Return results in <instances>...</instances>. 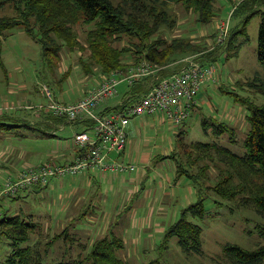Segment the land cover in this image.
I'll use <instances>...</instances> for the list:
<instances>
[{
	"label": "trees",
	"instance_id": "trees-1",
	"mask_svg": "<svg viewBox=\"0 0 264 264\" xmlns=\"http://www.w3.org/2000/svg\"><path fill=\"white\" fill-rule=\"evenodd\" d=\"M257 3L264 6L262 0H243L238 4L233 16L236 24L231 29L228 51L238 53L243 41L248 40L247 28L251 18L261 13L257 56L264 68V11L253 8ZM171 5H181L192 11L198 16V23L204 26H209L218 14L216 0H119V3L113 0H0V10L10 7L15 13L0 18V36L13 29H23L40 45L43 61L51 70L60 63L64 50L73 52L76 49L82 54L90 50L87 59L80 58L81 66L88 74L98 68L101 73L109 75L125 66L123 57L128 54L137 60L146 59L156 66H167L179 55L201 50L198 44L186 39L176 38L171 42L165 39L163 30L174 28L176 22L169 12ZM80 21L88 26L93 25L87 35V49L80 44L73 30ZM125 39L128 40L126 48L115 46ZM218 50L208 52L200 57L201 60L217 62L214 56ZM67 76L66 73L64 77ZM139 87L140 84L135 85L131 92H138ZM253 88L257 94L264 96V81L255 80ZM221 90L233 96L235 103L247 111L249 131L241 143L243 152L237 153L220 143L225 135L232 145L238 143L235 129L227 122L203 118V130L215 136L216 140L212 142L187 143L185 137L188 133L181 129L175 150L167 158L174 161L177 178L190 182L196 192V201L183 208L179 218L165 230L160 243L162 248H167L170 241L176 238L184 251L203 253V228L195 221H203L207 217V198L218 197L223 202L234 204L231 211L252 210L264 219V104H257L248 97L231 92L226 86ZM47 119L55 120L53 117ZM14 128L30 129L42 136H49L27 121L0 118V131ZM213 168L217 172L216 177L213 176ZM18 199L15 197L12 201ZM219 205L223 206V203L219 201ZM7 212L4 209L0 217V245L8 248L9 253L5 259H0V264H132L120 256L125 250V243L118 222L91 246L81 245L86 251V256L81 258L72 252L75 243L80 242V238L71 232L76 230V226L68 225L55 234L45 247L39 246L32 242L33 235L41 228L40 223L32 215ZM259 229L264 233V226ZM223 255L229 264H264V245L247 250L235 244H226ZM144 264H161V261Z\"/></svg>",
	"mask_w": 264,
	"mask_h": 264
},
{
	"label": "rangeland",
	"instance_id": "rangeland-1",
	"mask_svg": "<svg viewBox=\"0 0 264 264\" xmlns=\"http://www.w3.org/2000/svg\"><path fill=\"white\" fill-rule=\"evenodd\" d=\"M113 2L119 3V0H113ZM262 2L264 3V0H262ZM239 3L233 2L232 0H216V11L218 14L209 26L199 24L197 21L198 16L192 11L186 10L181 5H171L169 6V12L172 16L174 15L176 20L175 26L170 30L164 29L163 35L169 42L176 38L186 39L201 47L200 52L179 55L174 61L170 62L169 65H164L168 71L175 73L180 70L182 64H179V61L190 56H196V60L202 64H211L216 67L217 82L214 83L216 86H212V84L203 85L204 88H202L198 95L200 111L193 113L189 116V119L178 126L188 133L185 137V141L191 143L212 142L216 140L211 132L205 133L202 128V120L204 117L213 118L230 124V126L235 129L237 135V144L232 145L227 135L221 138L220 143L233 149V151L237 153H242L243 149L241 143L249 131L247 111L241 105L235 103V98L233 96L223 93L221 87L226 86L231 92L235 91L240 95L248 97L249 100L254 101L257 104H264V96L257 94L253 88L255 80L264 81V68L259 64L257 56L259 25L262 18L261 13L256 14L251 18L247 28L248 40L244 42L243 39H241L243 43L240 46L238 53L235 54V50L231 52L228 51L231 29L236 24V20L233 19V16ZM234 7L236 8L234 9ZM253 8L255 10L261 9L264 11V6L259 3L254 5ZM233 9L229 37L224 44L218 45L216 44L218 34L216 28L217 22L220 19L228 18ZM13 14L15 13L10 7L0 10V18L10 17ZM91 28H93V25L88 26L81 21L73 27V30L78 35L80 44L86 49V39L88 31ZM127 42L128 40L126 39L121 42L118 41L115 46L119 49L126 48L125 46H127ZM0 49L2 62V64L0 63V96H7L8 100L15 101V103L17 102L14 93H17L20 87H38L39 89L40 85L46 84L48 87H53V89L56 90L57 97L60 96V92L62 91L60 89L62 87L70 93L72 91L75 92V96L81 97L83 93L89 91V88L94 87L101 77V72L98 68H96L93 73L88 74L81 66L80 58L84 57V59H87L90 55V50L88 49L84 54H82L83 52L79 49H76L73 52L64 50L61 55L60 63L54 69H49L43 61L40 45L28 36L23 29H13L8 31L5 36H0ZM216 49H219L217 55L214 56L218 59L217 62L211 63L209 58L208 63L201 60L200 57H203L204 55L206 56L208 52ZM132 57L133 56L130 54L126 56L124 55L123 64L129 66ZM66 73L68 76L64 77ZM127 88L128 85L126 83L119 84L118 95L120 98L124 96V92ZM38 91L37 93L39 96H34L31 102H36L35 105L46 104V98L41 95L40 90ZM116 101L117 98H114L110 100L108 104L112 105ZM15 103V107H13V105L11 108L7 109L2 107L0 113L4 114L7 112L11 113L14 111H20L21 108L18 107L25 105ZM0 105H2L1 99ZM22 111L25 112L22 117L36 121L37 115L35 113L25 109H22ZM144 119L153 121L154 124L151 128L156 130V127L159 125L158 117L156 115L143 118L136 117L131 120H136V123L139 126ZM163 126L162 132L158 134L159 137L165 135L167 132L166 124ZM71 131L72 128L67 127L65 131H57L56 134L58 135V138L61 137L64 139L71 136ZM38 133L39 132L30 129L14 128L10 131H0V137H3L4 139H8L9 136L14 137L13 142L15 146H18L19 148L20 146L25 145V147H23L24 150L32 151L30 155L31 159L29 158V160L40 158L41 160H46V157L42 156V154L45 153V150L50 144H53L54 140L42 137L41 134ZM21 134L24 136L22 135L20 138H15ZM156 138L155 135L154 139ZM3 152L4 150L2 149V153ZM34 156L38 157L36 158ZM27 162L28 165L30 163L35 165L39 164L34 161V163ZM212 173L214 174V177L217 176V172L214 168ZM26 193L28 192H23L21 194L23 198L17 200L18 202L13 201L16 202L12 204L13 207L8 208L9 205H1V207H3V210L6 209L8 214L14 213L16 215L19 213V215L23 216L32 215V218L39 222L41 227L39 232L37 231V233L33 235L32 243L39 244V246L44 245L45 247V244L57 234V232H61L65 228H62L63 225L59 224L60 220L53 218L51 213L52 209L50 208L51 204H49L50 201H47L46 199L36 200L44 202L41 206L39 205V202L35 201L27 203L25 201V198H27ZM210 195L213 196L214 194ZM219 201L223 203V206L219 205ZM19 207H21V212H19ZM205 207L208 212L207 217L203 221H195L203 228L202 254L184 251L178 245V240L174 238L170 241L167 248L158 246L157 249L139 255L136 254V257L131 258L128 256L130 253L126 254L121 252L120 256L126 258L132 264H144L155 260L161 261V264H229L223 255L224 245L235 244L247 250H253L264 245V233L259 229V227L264 226V219H262V217L256 212L246 209L231 211L234 204L227 201L223 202L218 197H215V199L207 198ZM106 222L108 221L95 220V227L91 228L86 224L83 228L71 231L80 238V242L77 241L72 250L74 256L81 258L86 256V251L83 250L81 245L91 246L95 239L101 235V229H105L106 225L104 226V224H106ZM100 224L101 227L99 226ZM71 225L75 227L76 223L72 222ZM8 253V248L4 245H0V259H5Z\"/></svg>",
	"mask_w": 264,
	"mask_h": 264
},
{
	"label": "crops",
	"instance_id": "crops-1",
	"mask_svg": "<svg viewBox=\"0 0 264 264\" xmlns=\"http://www.w3.org/2000/svg\"><path fill=\"white\" fill-rule=\"evenodd\" d=\"M232 1L239 3L241 0ZM133 58L136 59L133 56L131 60ZM171 73L172 71L165 69L160 72V76H169ZM209 84L216 86L211 82L207 83V85ZM142 85L139 87L140 90L134 93L137 96L143 94L147 88L142 87ZM94 87L89 88V91ZM50 88L56 99L63 103H75L87 93L85 91L86 93H83L81 97H77L75 92L70 93L64 87H58L62 91L60 96L57 97L56 90L53 87ZM38 90V87H20L18 92L14 93L17 103L8 100L7 96H0L2 103L0 110L2 107L6 109L11 108L12 105L15 107L14 103L35 104L36 102L31 101L34 96H39ZM132 90V87H128L122 98L119 95L116 96L117 101L114 104H104L99 111L109 112L118 109ZM198 95L190 110V116L200 111ZM23 113L25 112L21 109L11 113H0V117L27 121L30 124L37 125L40 131L49 134L46 138L54 141L42 154L46 157V160H41V158L29 160L32 151L24 150L25 145L19 148L13 142L14 137L9 136L8 139L0 137V185L7 171L13 173L20 171L25 165H28L27 161L39 163L36 165L47 161L63 165L71 163L80 154V151L74 147L72 142L74 135L92 127L91 122L86 120L69 123L59 118L49 120L47 119L49 116L44 114L40 117L36 116L38 120L32 121L22 117ZM148 116L151 115L139 117ZM156 116L159 121L156 130L151 128L154 124L151 120L144 119L139 126L136 120H131L127 128L128 143L125 150L119 154L111 153L109 155L108 162L117 161L130 166V168L117 172L89 171L76 177L53 179L47 186L26 193L27 198H25V201L27 203L39 202L36 200L41 199L50 201L52 216L54 219L60 220L59 224L63 225L62 228H66L76 220H78L75 222L76 229L83 228L86 224L92 228L95 227V220H107L108 222L104 224V226L106 225L105 229H101V235L96 239L104 236L110 227L118 222V228L120 227L119 229L122 230L125 243L123 253H130L129 258L157 249L168 225L179 218L183 208L196 201V192L188 180L177 178L175 163L167 158L175 150L181 128L167 120L163 113L156 114ZM89 123L90 126H88ZM164 124L167 126V132L159 137L158 134L162 132ZM67 127L72 128L71 136L64 139L58 138L56 132L65 131ZM154 134L157 137L156 139H154ZM22 135L15 138H20ZM2 149L4 150L3 153ZM34 157L37 158L38 156ZM29 165L35 164L30 163ZM18 197V200L23 198L21 195ZM11 201L12 198H4L1 205H9L8 208L13 207L12 204L16 202ZM42 203L44 202L40 201L39 205L41 206ZM19 210V212L22 211L21 207H19ZM81 217L82 219L79 220ZM99 226L101 227V224Z\"/></svg>",
	"mask_w": 264,
	"mask_h": 264
},
{
	"label": "built area",
	"instance_id": "built-area-1",
	"mask_svg": "<svg viewBox=\"0 0 264 264\" xmlns=\"http://www.w3.org/2000/svg\"><path fill=\"white\" fill-rule=\"evenodd\" d=\"M236 7H234L235 9ZM217 22L216 44H224L230 33L231 16ZM195 57L179 61L180 70L161 77L166 66H156L146 59H132L129 66L111 74L101 73L96 86L75 103H63L56 99L46 84L39 90L46 98V104H25L18 108L32 111L38 117L42 114L64 119L69 123L89 121L92 127L74 135L72 142L80 154L69 164L47 161L40 165H27L15 173L7 171L0 185L1 202L4 198H15L23 192L47 186L53 179L76 177L89 171H124L130 166L117 161L108 162L111 153H121L128 143L127 128L132 118L142 115L165 114L167 120L176 126L183 124L190 116V110L203 85L216 83V67L202 64ZM128 87L143 84L147 87L140 96L130 93L116 110L99 111L100 107L118 96V86ZM137 96V97H135Z\"/></svg>",
	"mask_w": 264,
	"mask_h": 264
}]
</instances>
